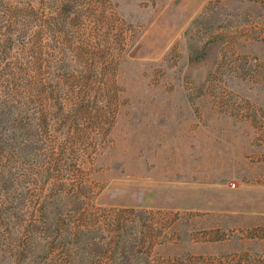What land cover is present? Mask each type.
Listing matches in <instances>:
<instances>
[{
    "label": "rangeland",
    "instance_id": "374dc122",
    "mask_svg": "<svg viewBox=\"0 0 264 264\" xmlns=\"http://www.w3.org/2000/svg\"><path fill=\"white\" fill-rule=\"evenodd\" d=\"M0 264H264V0H0Z\"/></svg>",
    "mask_w": 264,
    "mask_h": 264
},
{
    "label": "built area",
    "instance_id": "2783aa9c",
    "mask_svg": "<svg viewBox=\"0 0 264 264\" xmlns=\"http://www.w3.org/2000/svg\"><path fill=\"white\" fill-rule=\"evenodd\" d=\"M235 185H236V184H235V183H233V187H235Z\"/></svg>",
    "mask_w": 264,
    "mask_h": 264
}]
</instances>
